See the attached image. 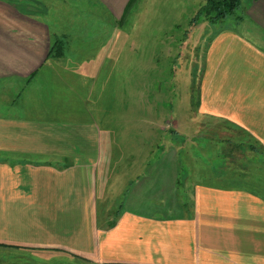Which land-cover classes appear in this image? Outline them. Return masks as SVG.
<instances>
[{"label": "crops", "instance_id": "0c3cea01", "mask_svg": "<svg viewBox=\"0 0 264 264\" xmlns=\"http://www.w3.org/2000/svg\"><path fill=\"white\" fill-rule=\"evenodd\" d=\"M83 2L96 17H73L70 9ZM128 2L0 0V250L26 248L31 255L75 256L91 264H264V195L243 189L248 183L239 176L240 162L229 163L235 174L227 177L220 166L214 173L220 184L194 185L189 210L174 215L143 204L150 199L147 182L170 201L173 163L140 166L135 177L144 174L143 184L132 187L118 215L108 209L105 214L114 171L100 163L98 128L76 112L59 116L47 92L78 88L68 79L76 74L72 60L82 59L83 48L99 35L96 30L84 36L85 29L100 21L112 26ZM100 12L105 17L99 20ZM247 13L253 41L243 35L239 41L251 51L249 66L236 69L227 92L206 89L201 108L207 121L219 118L244 128L264 150V0H251ZM56 38L70 43L66 56H48ZM4 91L16 92L15 98H3Z\"/></svg>", "mask_w": 264, "mask_h": 264}, {"label": "rangeland", "instance_id": "374dc122", "mask_svg": "<svg viewBox=\"0 0 264 264\" xmlns=\"http://www.w3.org/2000/svg\"><path fill=\"white\" fill-rule=\"evenodd\" d=\"M204 1L134 0L114 17L112 26L100 21L95 28L85 29L84 36H94L96 30L99 35L83 48L82 59L72 60L75 66L68 64L76 67V74L68 75V79L78 88L68 85L65 90L47 92L49 106L57 107L59 116L64 113L69 118L76 112L98 128L100 163L108 162L113 165L109 170L114 171L105 214L108 209V214L118 215L119 205L131 197L132 187L143 184L144 174L135 177L139 167L149 168L155 163L165 167L173 163L176 168L170 201L165 195L158 197L155 182H147L150 199L143 204L157 214L188 211L194 185L210 181L220 184L214 173L223 169L228 175L220 174L225 177L235 174L229 163L240 162L238 175L248 183L243 189L264 195L263 145L244 128L224 119L207 121L201 108L206 89L211 86L210 93L227 92L236 69L249 66L251 51L241 46L239 36L253 41L247 13L251 0H242L233 13L215 22L203 17L194 24L192 18ZM76 6L70 9L73 17H96L97 13L87 9V2ZM102 17L105 15L100 12L99 20ZM69 51L70 43H66L61 55L51 57H63ZM15 95L4 91L3 98ZM4 102L1 100V107L6 111ZM143 209L147 208L139 207L144 213ZM10 248L0 250V264H9L1 259L19 264L32 260L35 264H69L65 259L72 260L70 264H91L85 260L80 263L75 256L42 257L31 255L30 249Z\"/></svg>", "mask_w": 264, "mask_h": 264}, {"label": "trees", "instance_id": "16d2710c", "mask_svg": "<svg viewBox=\"0 0 264 264\" xmlns=\"http://www.w3.org/2000/svg\"><path fill=\"white\" fill-rule=\"evenodd\" d=\"M133 1L134 0H129L128 4L130 5ZM241 1L242 0H205L192 18V22L196 24L198 20L203 17L206 18L209 22H215L233 13L241 5ZM65 45L66 43L63 41V39L56 38L50 44L48 56L61 55ZM113 224L114 221L109 223L110 226H112Z\"/></svg>", "mask_w": 264, "mask_h": 264}]
</instances>
